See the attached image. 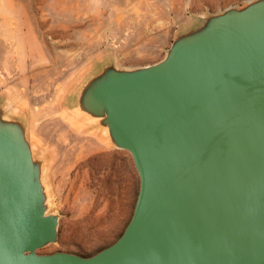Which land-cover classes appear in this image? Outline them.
<instances>
[{
    "label": "water",
    "instance_id": "obj_1",
    "mask_svg": "<svg viewBox=\"0 0 264 264\" xmlns=\"http://www.w3.org/2000/svg\"><path fill=\"white\" fill-rule=\"evenodd\" d=\"M68 110L127 151L139 178L121 236L91 256L58 242L46 159L0 98V264H264V0L207 13L152 64H97Z\"/></svg>",
    "mask_w": 264,
    "mask_h": 264
},
{
    "label": "rangeland",
    "instance_id": "obj_2",
    "mask_svg": "<svg viewBox=\"0 0 264 264\" xmlns=\"http://www.w3.org/2000/svg\"><path fill=\"white\" fill-rule=\"evenodd\" d=\"M249 0H0V98L27 117L45 156L58 242L39 251L91 256L114 243L134 209L130 154L72 114L67 101L104 59L121 67L161 60L198 16Z\"/></svg>",
    "mask_w": 264,
    "mask_h": 264
}]
</instances>
